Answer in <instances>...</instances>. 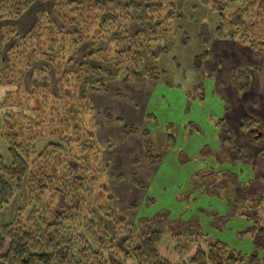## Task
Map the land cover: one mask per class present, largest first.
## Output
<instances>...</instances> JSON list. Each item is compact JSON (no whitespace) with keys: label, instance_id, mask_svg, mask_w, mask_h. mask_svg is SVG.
Masks as SVG:
<instances>
[{"label":"trees","instance_id":"obj_1","mask_svg":"<svg viewBox=\"0 0 264 264\" xmlns=\"http://www.w3.org/2000/svg\"><path fill=\"white\" fill-rule=\"evenodd\" d=\"M175 1L0 0V212L23 200L0 225V264H264L256 253L191 234L171 237L180 261L172 262L161 251L162 230L148 219L129 222L114 205L111 185L125 177L104 159L113 148L108 136L101 142L106 127L119 128L122 140L140 136L149 166L161 158L151 155L150 134L137 119L125 124L113 108L96 110L92 98L132 102L122 87L159 79L151 64L167 53L156 41L176 31ZM199 1L219 18L212 40L247 47L264 64V0ZM209 58V50L196 56L194 69L204 74ZM217 127L234 162L245 161L222 120ZM239 130L247 144L264 146L263 125L244 117ZM259 156L264 161V148ZM139 163L133 156L130 166ZM131 184L143 196L144 179L132 174ZM235 200L264 246V196ZM136 209V202L127 206Z\"/></svg>","mask_w":264,"mask_h":264},{"label":"rangeland","instance_id":"obj_2","mask_svg":"<svg viewBox=\"0 0 264 264\" xmlns=\"http://www.w3.org/2000/svg\"><path fill=\"white\" fill-rule=\"evenodd\" d=\"M101 1L108 3L110 0ZM210 4L204 5L199 0H176L179 18L172 22L176 31L172 36L156 41L157 46L165 48L167 53L151 64L161 75L156 82L147 84L150 93L143 107L138 108L143 114L139 129L149 132L151 155L160 157L161 162L145 174H142L141 162L136 166L138 170L134 171L135 166L125 168L130 165L124 150L130 145L126 139H121L119 128L111 127L109 130L106 127V134H101L102 143L108 136L113 145L112 150L107 151L110 154L105 153V161H110L113 175L123 174L125 177L123 182L111 185L114 205L129 222L134 220L136 225H140L142 219H148L155 229L162 230L164 242L161 251L172 262L180 261L172 251L171 237L180 234L205 237L246 256L256 253L264 258V246L256 245L250 233L251 218L240 216L243 208L235 200V197L244 200L235 189L240 193L244 184H250L253 171L241 159L234 162V155L229 153V147L223 142L224 136L217 124L223 121L226 111L224 101L215 93L214 78L203 68L204 74L194 69V58L205 50L211 52L212 36L219 25V18ZM130 28L131 33L138 31L134 23ZM218 46L212 47V53L214 50L219 55L214 58H217L218 66L227 58L229 67H236L231 85L241 95L250 83L263 82L261 65H254L249 71L245 68L255 60L244 46L234 42L229 43V49ZM120 90L128 99L134 100V90L127 91L126 87ZM103 97L105 100L111 98L103 95L92 98L96 110L105 108L100 100ZM116 109L114 105V112ZM118 117L123 118L125 124L130 121L124 113ZM101 127L104 128L103 125ZM106 154L114 155L109 160ZM132 155L136 156L133 152ZM138 158L143 160V156ZM134 173L145 176L146 189L140 199L137 197L140 191L131 184ZM129 184L132 190L126 191ZM252 195L257 197L259 194L255 190L244 196ZM22 202V199H17L0 212V225L12 220L13 213ZM133 202H136L137 209L128 211L127 206Z\"/></svg>","mask_w":264,"mask_h":264},{"label":"crops","instance_id":"obj_3","mask_svg":"<svg viewBox=\"0 0 264 264\" xmlns=\"http://www.w3.org/2000/svg\"><path fill=\"white\" fill-rule=\"evenodd\" d=\"M229 43L231 44L232 42L213 40V42L211 43L210 58L203 63L202 68L207 74H209L212 78H214L215 93L221 100L224 101L223 103L225 105L226 113L223 119V124L233 137V148L235 149V151L237 150L236 152H238L240 156L245 158V161L242 159L241 160L244 161L253 171L252 182L250 184H244L243 185L244 189L241 190L240 193L238 192L239 189H235L238 194L243 195V197H241L242 199L248 200L250 198L256 197L254 195L244 196L246 193H248V191L250 193L256 190L259 194L258 196L264 195V186L261 181L259 182V180H261V178L264 176V161L259 157V152L264 148V146L263 145L253 146L247 144L243 133H241V131L239 130V127L244 117L252 118L257 123L264 125V75H263L262 83H255V84L250 83V85H248L246 90L243 91L242 95L237 90H235L231 84H232V78L236 71L235 70L236 67H229V63L226 62L227 58L225 62L224 60L221 61V65H219L220 66L219 67L216 60L217 58H214V57H218L219 55L214 53V50L212 53V47L213 49H215L216 47L219 48L220 46L218 45L220 44L224 48L228 47L229 49ZM243 48L247 49L249 51L248 52L249 54L252 53L253 54L252 56H254L253 59L255 60V63L245 68L248 69L249 71V69L252 68L254 65L259 64L264 70L262 56L249 48L246 47ZM129 88H130L129 90L131 91L134 90V92H132V96L134 98V100L131 99L132 102L137 103L138 106L142 108L146 98H148L150 91L147 89L146 86H129ZM0 96H1V92H0ZM111 101L109 102L106 101V103H103L104 106L114 109V105H115L117 107L116 113H118L120 116L122 115V113H124L129 118L132 117L134 119H137L138 124L141 123L140 119L142 116L136 115L139 112H137L134 109L131 101H126L122 104L114 103L115 101L113 99ZM229 120L232 123H230ZM230 124H233V126H231ZM126 142L127 144L130 145V147L124 150V154L127 162L130 165L132 156H134L132 155V152L137 157L143 156L142 140L140 136H137V137H133V139L131 138L126 139ZM107 153L110 154V152ZM108 154H106V156H108ZM113 155L108 156V159L111 160V158H113ZM140 162L141 164L140 163L139 164L143 166L142 174H145V172L150 173L153 170L154 166H149L144 159ZM130 167L131 166H125V168H130ZM136 168H137L136 166L133 168L134 171L138 170ZM141 178H145V176L142 175ZM254 187L255 190L252 189ZM130 189L132 190L129 184L125 188V190L131 191ZM137 197L138 199H140L142 198V195L138 194Z\"/></svg>","mask_w":264,"mask_h":264}]
</instances>
